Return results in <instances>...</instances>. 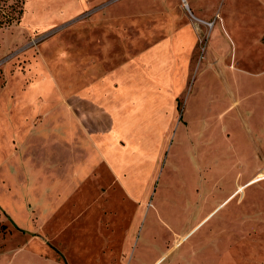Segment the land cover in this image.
<instances>
[{
	"label": "rangeland",
	"instance_id": "obj_1",
	"mask_svg": "<svg viewBox=\"0 0 264 264\" xmlns=\"http://www.w3.org/2000/svg\"><path fill=\"white\" fill-rule=\"evenodd\" d=\"M188 2L0 0L15 16L23 10L11 24L0 14V264H61L52 245L40 246L34 236L57 232L88 204L86 223L101 228L116 226V207L121 213L127 205L135 209L125 264H152L162 255L155 264H264V232L250 231L242 244L224 232L211 262L199 247L200 235L221 213L194 229L217 200L204 196L210 162H200L193 146L194 108L201 105L209 124V116L224 111L229 99L209 66L215 59L209 50L215 38L208 33L213 21L198 19L194 1ZM194 27H200L202 38L193 52L194 36L181 29ZM147 52L148 77L170 99L154 97L151 105L125 111L116 122L125 132L116 131L103 114L112 105L97 96L100 84L112 83L106 72L113 67L140 61ZM163 57L167 60L159 62ZM164 65L162 77L156 69ZM12 151L25 158L19 176L9 166ZM29 165L49 176L48 195L20 189L29 179ZM225 165L213 168L219 173ZM7 172L16 176L17 190ZM84 173L89 191H112L115 197H106V203L89 197L84 203L75 195L70 202L68 195L81 185L75 179ZM124 190L141 197L133 203ZM248 198L254 208L258 198L264 205L262 194ZM34 239L38 242H29ZM23 257L28 261H20Z\"/></svg>",
	"mask_w": 264,
	"mask_h": 264
},
{
	"label": "crops",
	"instance_id": "obj_2",
	"mask_svg": "<svg viewBox=\"0 0 264 264\" xmlns=\"http://www.w3.org/2000/svg\"><path fill=\"white\" fill-rule=\"evenodd\" d=\"M193 1L191 6L190 0L189 2L187 0L198 19L214 22L208 33L210 37L215 38L214 42H210L209 48L215 55V59L209 63V66L215 68V78L224 86L229 99L228 107L224 111L214 112L209 116V124L206 121V113H202L200 104H196L193 114L195 142L193 146L199 149L196 154L200 162H202L201 159L203 162H210L209 171H207L210 174L208 180L210 184L205 188L204 196L217 199L210 204L207 214L201 218L194 229L197 226L198 230L201 229L221 213L217 223L205 229L200 235L199 247L203 248L201 251L208 256V262H211L220 251L218 239L224 232L240 237V244L250 237V231L264 232V205L258 198L257 206L254 208L250 206L248 198L249 194L253 193L264 196V189L259 187L264 185V0ZM201 3L204 4V8L200 10ZM181 30H185L188 35L192 33L194 36L192 49L193 52L196 51L198 49L196 40L202 38L200 27L198 30L196 27L193 30L189 28ZM199 59L198 53L197 60ZM148 60L150 58L147 52L143 54L140 61L130 60L106 72V77L112 75L110 76L113 79L112 83L104 79L99 80L104 82L100 84L103 89L97 96L102 98L100 101H104L105 106L110 103L112 105L111 108H105L107 111L103 113L109 117L110 121H113L110 128L125 132V129L121 131V127L116 126L117 120L126 114L125 111L140 108L141 103L151 105L154 103L152 102L154 97L157 99L161 96L160 101L170 99L148 77L152 67L148 64ZM163 60L165 62L167 57L161 58L159 62ZM141 62L146 65L145 69L142 68ZM164 66L161 69L155 68L160 71L162 77L165 74L161 71L168 69ZM106 80L109 79L106 78ZM110 85L113 89L108 88ZM12 152L9 166L13 173L19 176L17 173L20 167L19 162H24L25 158L20 159L21 152ZM218 163H226L224 169H218L219 173L215 171L216 168H213ZM28 174L29 179L24 180L21 190L37 193L46 190L47 195L50 193L49 176L39 175L32 170L31 165L28 166ZM7 177H12L9 183L14 182L13 189L17 190L19 184H16V176L13 177L7 172ZM75 181L81 185L68 195L67 199L71 200L70 202H74L75 195L77 200L84 203H87L86 200L89 197H94L95 202L101 199L105 202L106 197H115L112 191L105 195L103 192L100 194L101 191H89L88 173L77 176ZM237 186H241L240 193ZM89 192L95 193L90 196ZM124 192L133 203L141 197V193L133 194L128 190ZM117 195H119L118 191H116V201L119 199ZM127 206L126 209H122V213L116 207V226L109 223L107 227L101 228L96 224L86 223L90 212L88 204L79 212H75L67 224L63 228H58L57 232L44 230L40 237L34 236V238L40 241V246L47 243L52 245L50 249L58 255L61 264H125L127 260L125 256L129 254L135 235V209ZM207 219L209 221L204 222ZM50 224L48 223L45 228L49 229ZM90 238L93 240L91 246L88 244ZM36 240L29 242L36 243L38 242ZM214 255L216 256L213 257ZM27 258L23 257L20 261L27 262ZM204 260L206 261V257Z\"/></svg>",
	"mask_w": 264,
	"mask_h": 264
},
{
	"label": "trees",
	"instance_id": "obj_3",
	"mask_svg": "<svg viewBox=\"0 0 264 264\" xmlns=\"http://www.w3.org/2000/svg\"><path fill=\"white\" fill-rule=\"evenodd\" d=\"M10 10V11H9ZM9 10H8V7H6L4 4H0V14L2 13V15L6 14V17H5V21L4 23L5 24H11V22L13 21H18L19 17L22 15V9H19L18 13H17V16L14 15V8H11L9 7ZM1 26V24H0Z\"/></svg>",
	"mask_w": 264,
	"mask_h": 264
},
{
	"label": "built area",
	"instance_id": "obj_4",
	"mask_svg": "<svg viewBox=\"0 0 264 264\" xmlns=\"http://www.w3.org/2000/svg\"><path fill=\"white\" fill-rule=\"evenodd\" d=\"M213 24H214V22H212V23H209V25H208V26L212 27V26H213Z\"/></svg>",
	"mask_w": 264,
	"mask_h": 264
}]
</instances>
